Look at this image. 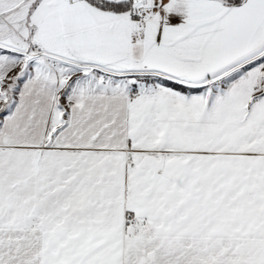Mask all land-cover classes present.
<instances>
[{"label": "snow or ice", "instance_id": "obj_1", "mask_svg": "<svg viewBox=\"0 0 264 264\" xmlns=\"http://www.w3.org/2000/svg\"><path fill=\"white\" fill-rule=\"evenodd\" d=\"M0 264H264V0H0Z\"/></svg>", "mask_w": 264, "mask_h": 264}]
</instances>
